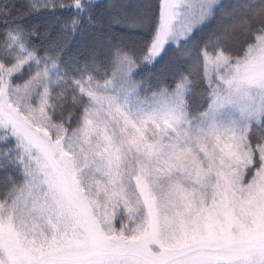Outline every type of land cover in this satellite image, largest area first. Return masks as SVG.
<instances>
[{"label":"snow or ice","instance_id":"obj_1","mask_svg":"<svg viewBox=\"0 0 264 264\" xmlns=\"http://www.w3.org/2000/svg\"><path fill=\"white\" fill-rule=\"evenodd\" d=\"M0 264H264V0H0Z\"/></svg>","mask_w":264,"mask_h":264},{"label":"trees","instance_id":"obj_2","mask_svg":"<svg viewBox=\"0 0 264 264\" xmlns=\"http://www.w3.org/2000/svg\"><path fill=\"white\" fill-rule=\"evenodd\" d=\"M132 2H137V0H132ZM46 18L45 17H35L33 19H31L30 21H28V23L30 24H35L37 26H39L42 30L44 22H45ZM208 34V29H205L204 32L199 33L196 37L197 40H202L204 39ZM131 35V39L133 41H139L141 39L140 36H136L134 34H129ZM142 35H147L146 30H142ZM73 52H75V48H73ZM174 58V53L172 51H169L168 54L165 56L164 60H162L160 62V64L157 66V68L154 70L157 74L160 73V70L165 68L167 65H169V63L173 60ZM157 79L156 78H152V83L155 85L157 83Z\"/></svg>","mask_w":264,"mask_h":264}]
</instances>
